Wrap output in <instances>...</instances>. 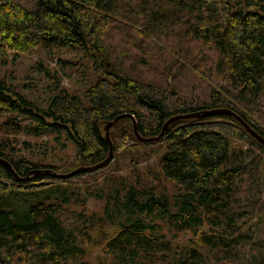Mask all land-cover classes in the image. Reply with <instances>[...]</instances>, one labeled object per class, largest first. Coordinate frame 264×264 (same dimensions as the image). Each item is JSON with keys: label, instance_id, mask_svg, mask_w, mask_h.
Segmentation results:
<instances>
[{"label": "trees", "instance_id": "trees-1", "mask_svg": "<svg viewBox=\"0 0 264 264\" xmlns=\"http://www.w3.org/2000/svg\"><path fill=\"white\" fill-rule=\"evenodd\" d=\"M41 44L90 45L112 65L85 90L88 104L62 92L39 108L0 79L10 134L74 145L65 169L0 141L20 176L103 160V123L122 113L151 137L173 115L226 107L264 138V0H0V61ZM128 121L111 129L112 149L155 155L146 181L105 171L89 191L79 188L85 174L16 181L0 163V264H264V147L228 115L176 120L156 142H137ZM87 195L101 211L71 209Z\"/></svg>", "mask_w": 264, "mask_h": 264}, {"label": "rangeland", "instance_id": "rangeland-1", "mask_svg": "<svg viewBox=\"0 0 264 264\" xmlns=\"http://www.w3.org/2000/svg\"><path fill=\"white\" fill-rule=\"evenodd\" d=\"M116 18V21L120 23L131 25L124 21L123 17L117 16ZM111 42L117 44L115 41ZM12 54L8 55L5 62L0 61V79L4 80L10 89H14L20 95L33 101L39 108H46L48 100L62 92L77 95L85 104H88L84 97L85 90L99 78H109L99 68L106 66L108 62L112 65L111 57L108 59L103 51H96L90 45L87 48H81L41 44L29 52L17 54L14 59H12ZM4 120L5 118L0 116V141L9 146L10 153L15 156L24 155L32 158V151L35 149L38 162L65 165V169L70 168L68 164H71L74 155L73 144L68 142L67 147L61 151L51 139L52 134L38 136L26 132L10 134V130L4 128ZM21 123L30 122L24 120ZM137 142L139 141L137 140ZM28 144L31 145L30 148H27ZM233 144L239 145V142ZM113 151V160L107 166L88 174L83 173L85 175H80L81 177L77 178L78 183H82L79 188L93 191L92 187L101 182L99 176L105 171H109L106 174H110V177L114 175L117 179L125 177V180L130 182L136 181L138 177L141 181L148 180L145 179V176L149 172L148 169L152 171L155 168V158H157L155 155L145 160L144 155L138 156L136 149L125 146L115 147ZM162 185L165 186L166 191L174 192L166 182ZM76 187L77 185H72L71 191L76 193L77 197L84 198V194L81 193L82 189ZM42 188L45 189V186ZM79 202H73L70 206L71 209L86 214L102 210V200H96L93 196L85 199L81 205ZM94 255L96 256L97 252Z\"/></svg>", "mask_w": 264, "mask_h": 264}, {"label": "water", "instance_id": "water-1", "mask_svg": "<svg viewBox=\"0 0 264 264\" xmlns=\"http://www.w3.org/2000/svg\"><path fill=\"white\" fill-rule=\"evenodd\" d=\"M107 66H109V63H107ZM214 115H225V116L228 115V116H231L232 118H235L244 128L243 130L246 131L249 135H251L256 141H258V143H260L264 147V138L261 135H259L255 130H253V128H251V126L243 118H241L240 115L238 116V114L231 109H228L226 107L225 108L221 107V108L205 109V110H199L195 112L173 115L165 120V122L163 123L161 127L160 132L157 133L156 136H151V137H143L138 134L139 131L137 129L136 120L133 114L131 113L119 114L115 116L112 120L104 122L103 123L104 125L101 129V134H102L101 136L103 137V140H105L109 145V148H108L109 151H108L107 156L103 160H100L95 164L79 166L66 173H58L49 167V168H44V169H32L28 173H26V175L20 176L16 173V171L12 168V166H10L11 164L7 160L0 157V163L4 164V166H6L10 170V172L13 175V178L16 181H24V180L27 181L29 180V177L39 175V174L48 175L49 177L51 176L56 179H68V178L73 177L76 174H83V173L88 174L89 172L96 171L100 168L107 166L110 163V161L113 160V149H112L113 143L109 135H110L111 129L116 124V122L122 119L130 120L129 123L131 124L133 135L139 142H156L163 138L164 132H166L169 129V127L172 125V123H174L176 120L198 119L201 117H208V116H214Z\"/></svg>", "mask_w": 264, "mask_h": 264}]
</instances>
